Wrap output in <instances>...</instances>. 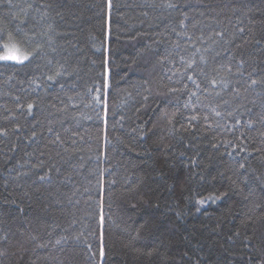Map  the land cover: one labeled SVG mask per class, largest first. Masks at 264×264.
Listing matches in <instances>:
<instances>
[{"label":"trees","instance_id":"1","mask_svg":"<svg viewBox=\"0 0 264 264\" xmlns=\"http://www.w3.org/2000/svg\"><path fill=\"white\" fill-rule=\"evenodd\" d=\"M11 44L0 264H264V0H0Z\"/></svg>","mask_w":264,"mask_h":264},{"label":"snow or ice","instance_id":"2","mask_svg":"<svg viewBox=\"0 0 264 264\" xmlns=\"http://www.w3.org/2000/svg\"><path fill=\"white\" fill-rule=\"evenodd\" d=\"M171 6V5H169ZM3 54H0V60L3 61H16L18 63H23L24 61L28 60V55L23 54L20 49L16 46L9 47L8 45H3ZM29 108L32 107V105H28ZM203 203V201H201ZM103 250L101 249V252Z\"/></svg>","mask_w":264,"mask_h":264},{"label":"rangeland","instance_id":"3","mask_svg":"<svg viewBox=\"0 0 264 264\" xmlns=\"http://www.w3.org/2000/svg\"><path fill=\"white\" fill-rule=\"evenodd\" d=\"M9 47H12V46H16V47H18L16 44H11V45H8ZM19 48V47H18ZM20 49V48H19ZM20 51L23 53V54H27L28 55V53L27 52H25V51H23L22 49H20ZM0 54H3V52H0Z\"/></svg>","mask_w":264,"mask_h":264}]
</instances>
